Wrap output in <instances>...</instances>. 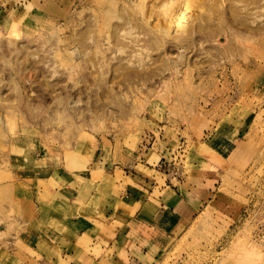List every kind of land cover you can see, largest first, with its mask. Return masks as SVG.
Instances as JSON below:
<instances>
[{"label": "rangeland", "instance_id": "374dc122", "mask_svg": "<svg viewBox=\"0 0 264 264\" xmlns=\"http://www.w3.org/2000/svg\"><path fill=\"white\" fill-rule=\"evenodd\" d=\"M15 1L0 264H97L93 232L170 184L193 212L145 264H264V0Z\"/></svg>", "mask_w": 264, "mask_h": 264}, {"label": "crops", "instance_id": "0c3cea01", "mask_svg": "<svg viewBox=\"0 0 264 264\" xmlns=\"http://www.w3.org/2000/svg\"><path fill=\"white\" fill-rule=\"evenodd\" d=\"M4 4L0 3V14L4 17L11 9L16 11L22 8V4L16 1L11 3L10 7ZM139 188L143 187L138 186L137 193L131 191L138 204L134 213L126 211L123 214L126 220L117 219L121 225L115 228L106 226L96 233L93 232V244L98 246L100 254L90 257L96 260L97 264L102 260H107L108 264H145L148 258L156 257L166 239L173 235L193 212L190 203L174 184L162 187L159 195L153 191V187L148 194L142 193ZM135 202L130 201L129 204ZM73 264L87 263L80 261Z\"/></svg>", "mask_w": 264, "mask_h": 264}, {"label": "bare ground", "instance_id": "6f19581e", "mask_svg": "<svg viewBox=\"0 0 264 264\" xmlns=\"http://www.w3.org/2000/svg\"><path fill=\"white\" fill-rule=\"evenodd\" d=\"M242 248H243V247H242ZM242 248L239 247V249H242ZM259 251H260V250H259ZM237 252H238V251H237ZM239 252L241 253V252H243V251H240V250H239ZM243 253H244V252H243ZM245 253H246V251H245ZM256 253H257V252H256ZM256 253L253 252V251H252V252H249V251H248V253L245 254V257L242 258V259H240L239 261H241V260L244 259V260H243V261H244L243 263H245V264H255V262L253 263V262H251V261H252L253 255L256 254ZM235 254H237V253L235 252ZM239 255H240V254H239ZM239 255H238V258H240ZM258 257H259V256H258ZM254 259L257 260L256 257L253 258V261H254ZM237 261H238V260H237ZM241 262H242V261H241ZM238 263H239V262H238ZM240 264H241V263H240Z\"/></svg>", "mask_w": 264, "mask_h": 264}]
</instances>
